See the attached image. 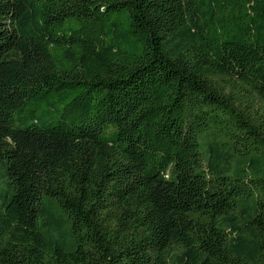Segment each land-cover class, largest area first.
Listing matches in <instances>:
<instances>
[{"label": "trees", "instance_id": "trees-1", "mask_svg": "<svg viewBox=\"0 0 264 264\" xmlns=\"http://www.w3.org/2000/svg\"><path fill=\"white\" fill-rule=\"evenodd\" d=\"M1 167L0 264H264V0H0Z\"/></svg>", "mask_w": 264, "mask_h": 264}, {"label": "rangeland", "instance_id": "rangeland-1", "mask_svg": "<svg viewBox=\"0 0 264 264\" xmlns=\"http://www.w3.org/2000/svg\"><path fill=\"white\" fill-rule=\"evenodd\" d=\"M109 128H113V129H115L113 126H109ZM113 132V130H109V133H112ZM111 138V136L110 135H108L107 133H105L104 135H103V139H105V140H107V139H110ZM3 168L1 167L0 168V171L2 170Z\"/></svg>", "mask_w": 264, "mask_h": 264}]
</instances>
